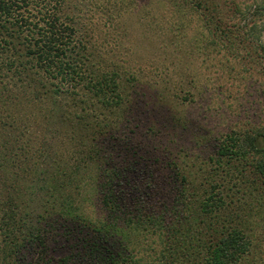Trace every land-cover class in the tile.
I'll return each instance as SVG.
<instances>
[{
  "label": "trees",
  "instance_id": "1",
  "mask_svg": "<svg viewBox=\"0 0 264 264\" xmlns=\"http://www.w3.org/2000/svg\"><path fill=\"white\" fill-rule=\"evenodd\" d=\"M181 1L196 13L204 47L259 66L264 91V0ZM75 19L67 0H0V119L18 132L56 117L67 126L62 144L78 155L60 167V153L46 143L33 154L14 146L31 179L2 187L0 262L241 264L251 247L249 211L264 207V125L247 122L220 136L197 180L159 152L151 127L136 137L156 101L139 110L133 76L94 60ZM16 155L11 149L0 166ZM83 181L95 187L79 201Z\"/></svg>",
  "mask_w": 264,
  "mask_h": 264
},
{
  "label": "rangeland",
  "instance_id": "2",
  "mask_svg": "<svg viewBox=\"0 0 264 264\" xmlns=\"http://www.w3.org/2000/svg\"><path fill=\"white\" fill-rule=\"evenodd\" d=\"M67 3L69 12L76 17L78 35L85 40L93 59L101 61L103 68H117L126 76H133L141 95L139 110L149 109L148 103L156 101L158 110L148 120L142 117L136 137L151 127L149 134L159 144V152L175 158L197 180L202 172L197 167L199 162L212 154L213 144L220 136L232 128L248 125L247 122L264 125L260 67L250 70L254 64L244 63L234 51L218 52L204 47L206 39L200 21L196 13L180 4L181 0H67ZM1 114L5 112L2 110ZM169 114L171 121L163 122ZM4 122L5 119H0V160L3 155L4 160L8 159L11 149L17 155L13 163H1L4 183L0 182V195L2 187L14 179L21 185L31 179L23 176L19 165L25 155L14 146L24 144L33 154L40 142L46 143L60 153L55 165L60 167L70 166L78 156L72 144H62L67 126L56 122V117L49 124H32L29 129H17L18 132ZM14 135H18L17 141H12ZM205 163L203 168L207 164L209 167ZM53 168L54 163L49 171ZM87 174L79 172L78 177L86 178ZM84 181L83 188L76 190L79 201L94 192L95 186ZM41 198L42 192L33 197L35 202ZM2 208L0 200V246L6 239ZM249 212L245 227L251 247L241 264H264V207Z\"/></svg>",
  "mask_w": 264,
  "mask_h": 264
}]
</instances>
